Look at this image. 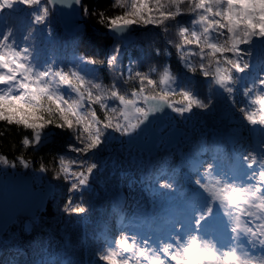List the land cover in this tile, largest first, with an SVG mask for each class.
I'll return each instance as SVG.
<instances>
[{"label":"clouds","instance_id":"9594fccd","mask_svg":"<svg viewBox=\"0 0 264 264\" xmlns=\"http://www.w3.org/2000/svg\"><path fill=\"white\" fill-rule=\"evenodd\" d=\"M17 3L38 10L23 28L8 20L0 25V106L6 108L0 123L30 135L22 136L14 158L0 154V167H19L40 184L65 185V216L89 213L85 191L108 169L94 154L110 134L127 139L165 113L180 121L194 109L215 113L218 95L249 128L264 131V50L257 49L264 31L243 22L252 16L253 23H264L260 12L242 17L230 0H137L135 8L133 0H112L109 8L93 4L91 10L86 0H0V13ZM73 5L84 20L114 34L107 56L88 50L79 27L56 30L58 9ZM134 28L141 31L131 38ZM141 48L143 67L135 54ZM238 90L244 104L237 102ZM219 147L201 137L187 151L137 162L134 172L147 167L158 188L184 200L180 216L165 239L151 196L145 205L118 188L93 232L81 234L90 264H264V140L254 136L230 158H221ZM181 172L187 187L178 184ZM134 183L130 178L127 188ZM101 188L110 191L104 183ZM9 251L0 253V264H32L30 250Z\"/></svg>","mask_w":264,"mask_h":264},{"label":"trees","instance_id":"16d2710c","mask_svg":"<svg viewBox=\"0 0 264 264\" xmlns=\"http://www.w3.org/2000/svg\"><path fill=\"white\" fill-rule=\"evenodd\" d=\"M33 1L26 0V4H33ZM86 2L89 4V9L91 10L93 4L97 8H109L112 0H86ZM136 2L137 0H133L134 8ZM139 2L142 4L144 0H139ZM242 6L245 7L243 4ZM37 10L35 7L27 8L17 3L11 11L5 9L3 13H0V25L3 24L4 20H8L16 27L23 28L26 24L30 23V13ZM139 11V9H136L137 14ZM107 14L113 15V12L109 9ZM123 19H128V17L122 18L121 22H123ZM54 23L56 30L60 31L57 19ZM135 30L136 33L141 31L140 29ZM81 32L86 33L85 43L90 52L100 56H107L109 54L110 45H112L113 41L106 32L95 25L93 20H85V25ZM135 54L141 57V67H143V49H139ZM201 95H203L202 92ZM221 99L222 97L218 95L215 113H201L194 109L191 116L185 117L191 123V128L187 131L189 133L185 140L170 151H160L153 157L142 155L139 159H133L128 163V161L123 159V146L120 142L115 143L109 139L94 154L95 159L101 164H107V161L111 160V167L107 164L108 169L104 173L106 180L104 177H101L99 181L95 179L100 189L92 186L85 191L84 203L89 206V213L83 217L76 215L65 216L60 211V208L64 203L66 186L56 185L54 186L55 199H52V196L49 197L45 210L38 215L35 222H28L26 224V221H16L0 237V253L4 256H10L9 250L19 247L30 250L32 264H36V261H39V264H90L91 249L89 248L88 252H85V246L80 244V237L82 232H93V225L96 223L98 216L104 213L107 208L106 201L118 188H123L127 191L128 177L122 180L119 176V172L123 170L121 162L129 164L126 170L129 171L130 177L135 178L141 203L147 205L149 195L151 196L155 224L159 226L157 227L158 231H163L162 233L167 235L173 230L172 225L180 216V210L184 207V200L176 193L158 188L156 183L147 174V167H145L143 173H140L138 170L134 172L133 169H135L137 162H147L149 158L151 161H156L165 153L175 152L179 149L187 151L190 145L201 137H207L210 145L216 144L220 146L217 151L221 158L225 156L229 157L231 140L234 138L239 142L245 133L241 129L231 127V124H233L231 112L233 110L230 107L225 109L221 105ZM5 111L6 108L0 106V115ZM222 113L226 114V119L221 118ZM173 117L178 119L175 115ZM178 123L180 127L184 128V123ZM0 133H3V135H0V154L7 155L9 158H14L21 151L20 139L22 136L30 135V133H25L23 130H18L15 126H7L2 123H0ZM62 138L60 136L58 140L62 142ZM117 139L120 140L118 137ZM113 160L116 161V165L119 166L118 168L112 164ZM171 167H175V163ZM10 170L12 171V169ZM15 171H21V169L18 167ZM112 172H116V175L110 176ZM209 179L211 180L212 177H209ZM101 183L106 184L107 189L110 190L108 193L101 188ZM178 184L182 187L188 186L185 184L183 172H181L178 178ZM26 228L31 229V235H25ZM66 240H70V242L66 243Z\"/></svg>","mask_w":264,"mask_h":264},{"label":"water","instance_id":"95a60500","mask_svg":"<svg viewBox=\"0 0 264 264\" xmlns=\"http://www.w3.org/2000/svg\"><path fill=\"white\" fill-rule=\"evenodd\" d=\"M57 21L59 29L63 28L71 32L79 27L83 30L85 20L82 18L80 10L75 5L71 11L63 8L58 9ZM135 29L129 30V37L135 38ZM109 37L114 34L107 33ZM172 113L157 115L150 119V122L143 126L140 132L132 137L124 139L123 145L131 148L140 154L148 157L155 156L156 153L169 151L178 146L184 140L185 131L179 128L173 121H169ZM169 125V129L161 132ZM159 144V147L157 145ZM34 176L24 172H10L9 169L0 167V237L13 226L16 221L35 222L38 215L47 206L48 199L55 191V187L49 181H45L43 187L35 188L33 185Z\"/></svg>","mask_w":264,"mask_h":264},{"label":"rangeland","instance_id":"374dc122","mask_svg":"<svg viewBox=\"0 0 264 264\" xmlns=\"http://www.w3.org/2000/svg\"><path fill=\"white\" fill-rule=\"evenodd\" d=\"M230 2L232 4L239 6V8L241 9L242 17L244 15H246L248 12H252V13L260 12V16L257 18L264 21V0H230ZM242 4L245 5V7L242 6ZM56 19H57V17H56ZM233 19L235 20V22L237 24H239L241 22V20L236 19L235 17H233ZM243 22L251 30H254L256 28H260L262 31H264V23H261V24L253 23V17L252 16H248V18L246 20H244ZM257 49H258V51L264 50V45L258 44ZM215 51H224V49H215ZM237 102H238V104H244L245 103V101L243 99H241V97H240L239 90L237 91ZM260 103L262 106H264V101H261ZM251 107L252 106L249 105V108H251ZM177 118L179 119V117H177ZM231 118L233 121V124H231V127L241 129L244 131L245 134L239 142H237L234 138L231 140V146L229 148L230 151L228 153L229 158L232 156L233 152H236L237 150H241V151L243 150L241 145H243V146L250 145L253 142L254 136H255L256 141L264 140V131H261L258 127L255 130L252 129V131H251V128H249L248 125L244 124V122L238 118V114H236L234 111L231 112ZM178 119L172 117L170 120H172V121L175 120L177 126H179L178 122L184 123L185 124L184 129H186L185 135L187 136V134L189 133L187 131H189V128H191V123L186 119H184L183 121H180V119L179 120ZM163 131L164 130L162 129L161 132H163ZM109 139L115 143H117L116 141L118 140L114 134H111ZM122 141H123V139L120 138L119 142L123 146ZM123 154H124L123 159L128 161V163H129V161H131L133 159H139L140 158V155L137 151H134L131 148L128 149L125 146H123ZM110 163H111V160H108L107 164H109V166L111 167ZM128 163L121 162V166H122L123 170H126V168H128V166H129ZM9 171L13 172V173L17 172V171H13V170L11 171L10 169H9ZM2 172H3V168L1 167V173ZM20 172H22V171H20ZM103 177L106 180L105 174L103 175ZM130 178L135 179V178L129 176L128 179H130ZM33 185L35 188H41V187H43L44 183L43 184L38 183L37 178L34 176ZM92 186H94L97 189H100L95 179H93V181H92ZM127 192L130 193L131 197H133L136 200H139L141 202L139 189L135 183L132 185V189L127 188ZM233 198H235V196H233ZM156 226L159 227L158 225H156ZM162 232L163 231H159L160 235L164 236V238L166 239L167 235H164V233H162ZM190 259H191V257H190Z\"/></svg>","mask_w":264,"mask_h":264}]
</instances>
